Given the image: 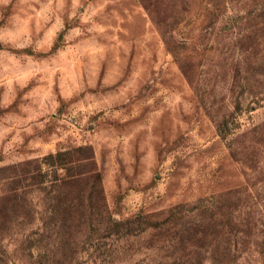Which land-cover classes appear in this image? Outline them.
Here are the masks:
<instances>
[{"label":"rangeland","instance_id":"374dc122","mask_svg":"<svg viewBox=\"0 0 264 264\" xmlns=\"http://www.w3.org/2000/svg\"><path fill=\"white\" fill-rule=\"evenodd\" d=\"M263 59L264 0H0V264H199L178 229L237 210L264 264Z\"/></svg>","mask_w":264,"mask_h":264},{"label":"trees","instance_id":"16d2710c","mask_svg":"<svg viewBox=\"0 0 264 264\" xmlns=\"http://www.w3.org/2000/svg\"><path fill=\"white\" fill-rule=\"evenodd\" d=\"M58 155H60V153H58L57 156ZM91 177L94 179L95 184H97L98 176L92 175ZM76 181L77 179L71 178V180H68L65 184L70 185ZM73 193L74 196L72 198H78L79 195H76L75 192ZM95 195L99 200L101 197L100 190H96ZM101 201L95 206L88 207L72 201L68 204L59 203V205L52 207V214L67 221L69 226H74L75 231L77 227L85 225L88 227L90 234L101 231V233L98 234L101 235L99 236L100 238H106L111 234L122 232L125 228H131L135 223L133 220L115 221L110 217L106 218V208ZM240 214V210H237V213L231 219V224L221 219H213V217L206 221L200 220L193 225H182L180 229H178L179 231L177 230L178 232L176 235H178V237L176 236V240L170 243V246L180 252L188 247H195L196 250L194 252L199 257V264H228L231 260V256H235V252L239 249L237 244L238 239H241L242 243H245L243 239L246 238L250 234V230H252L250 222L247 218H242ZM140 220H142V218L138 217V219H136V221ZM232 237L234 239L233 244L230 242ZM70 261V257L68 259L67 256H64L60 258L57 264H70Z\"/></svg>","mask_w":264,"mask_h":264}]
</instances>
